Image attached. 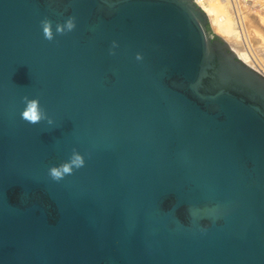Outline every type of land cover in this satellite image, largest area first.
<instances>
[{"label":"water","instance_id":"1","mask_svg":"<svg viewBox=\"0 0 264 264\" xmlns=\"http://www.w3.org/2000/svg\"><path fill=\"white\" fill-rule=\"evenodd\" d=\"M0 264H264V74L195 0H0Z\"/></svg>","mask_w":264,"mask_h":264},{"label":"rangeland","instance_id":"2","mask_svg":"<svg viewBox=\"0 0 264 264\" xmlns=\"http://www.w3.org/2000/svg\"><path fill=\"white\" fill-rule=\"evenodd\" d=\"M225 13L231 21L230 37L221 35L209 16L210 29L225 38L236 53L244 52L248 64L264 74V0H227Z\"/></svg>","mask_w":264,"mask_h":264},{"label":"clouds","instance_id":"3","mask_svg":"<svg viewBox=\"0 0 264 264\" xmlns=\"http://www.w3.org/2000/svg\"><path fill=\"white\" fill-rule=\"evenodd\" d=\"M41 25L44 37L48 40H52L57 33L64 34L73 31L77 26V22L75 16H68L64 21L56 23L54 27L53 22L45 17L41 20ZM118 47L119 41L113 40L110 51L114 54ZM140 58L138 54L137 59L139 60ZM23 100L25 102V106L21 112V117L23 119L33 124L45 119L49 125L56 124L55 117L49 115L48 112L45 111L39 97H29L26 95L23 97ZM70 161V165L67 163L59 166L53 165L49 169L51 177L55 180H61L66 174H70L74 168L83 167L86 164L85 154L78 149H74Z\"/></svg>","mask_w":264,"mask_h":264},{"label":"bare ground","instance_id":"4","mask_svg":"<svg viewBox=\"0 0 264 264\" xmlns=\"http://www.w3.org/2000/svg\"><path fill=\"white\" fill-rule=\"evenodd\" d=\"M197 2H200V5L210 16L215 29L219 33H221V35H224L225 37H230V35L232 34L231 21L229 19V16L225 13L227 7V0H198ZM237 54L245 62L249 63L247 56L244 52L239 50Z\"/></svg>","mask_w":264,"mask_h":264},{"label":"built area","instance_id":"5","mask_svg":"<svg viewBox=\"0 0 264 264\" xmlns=\"http://www.w3.org/2000/svg\"><path fill=\"white\" fill-rule=\"evenodd\" d=\"M195 1H196L197 4H199V3L197 2L198 0H195ZM199 5H200V4H199Z\"/></svg>","mask_w":264,"mask_h":264},{"label":"trees","instance_id":"6","mask_svg":"<svg viewBox=\"0 0 264 264\" xmlns=\"http://www.w3.org/2000/svg\"><path fill=\"white\" fill-rule=\"evenodd\" d=\"M209 29H210V27H209Z\"/></svg>","mask_w":264,"mask_h":264}]
</instances>
